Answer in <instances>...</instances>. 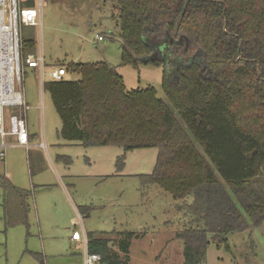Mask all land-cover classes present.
Segmentation results:
<instances>
[{"label":"trees","instance_id":"16d2710c","mask_svg":"<svg viewBox=\"0 0 264 264\" xmlns=\"http://www.w3.org/2000/svg\"><path fill=\"white\" fill-rule=\"evenodd\" d=\"M110 3L120 65L161 66L166 101L152 86L126 89L104 61L69 62L66 72L78 79L42 88L60 119L59 136L83 147L121 148L117 170L126 152L157 150L151 173L138 179L179 202L185 221L174 237L184 264H201L210 243L229 250V234L264 224V0ZM18 4L30 8L35 0ZM23 27L33 26L20 27L21 58L35 52ZM0 188L4 226L27 227L30 192L2 175ZM133 236L89 232L87 251L99 255L98 264H128Z\"/></svg>","mask_w":264,"mask_h":264},{"label":"rangeland","instance_id":"374dc122","mask_svg":"<svg viewBox=\"0 0 264 264\" xmlns=\"http://www.w3.org/2000/svg\"><path fill=\"white\" fill-rule=\"evenodd\" d=\"M1 2L0 10L8 17L13 0ZM34 6L38 24L23 27V34L35 40L32 55L43 56L45 71L69 62L104 61L116 68L126 89L152 86L156 96L166 101L161 66L120 65L121 41L111 19L110 0H35ZM98 35L103 40L98 41ZM78 78L69 71L63 76ZM14 87L18 90L16 83ZM22 88L30 106L26 120L34 134L32 144L43 135L47 152L8 147L0 157V175L30 192L28 226L6 228L0 188V264H82L83 250L70 241L71 232L82 227L86 233H132L128 264H184L182 242L174 237L185 221L176 209L179 202L156 186H141L137 176L151 173L157 150L126 152L124 167L117 171L115 160L122 149L85 148L59 136L60 119L36 69L23 67ZM57 155L70 162H56ZM82 207L89 215L78 218ZM227 244L229 250L210 243L201 264H264V224L229 234Z\"/></svg>","mask_w":264,"mask_h":264},{"label":"built area","instance_id":"2783aa9c","mask_svg":"<svg viewBox=\"0 0 264 264\" xmlns=\"http://www.w3.org/2000/svg\"><path fill=\"white\" fill-rule=\"evenodd\" d=\"M37 15L35 6L17 8L15 0L12 2L8 17H5L4 9L0 10V157L4 155V151L8 147H22L26 151L30 148V134L26 120V113L30 106L23 95V66L38 71L41 86L47 81H60L66 74L64 66H50L45 71L41 54H29L25 58H20V27L22 25L36 26L38 24ZM96 38L98 41L102 40L99 35ZM15 83L18 85V90H15ZM8 108L15 111L9 112ZM35 146L44 151L47 149L42 136ZM70 239L80 244L83 250L84 264L100 262L98 254L87 251V238L83 227L80 231L73 230Z\"/></svg>","mask_w":264,"mask_h":264},{"label":"crops","instance_id":"0c3cea01","mask_svg":"<svg viewBox=\"0 0 264 264\" xmlns=\"http://www.w3.org/2000/svg\"><path fill=\"white\" fill-rule=\"evenodd\" d=\"M28 126V125H27ZM29 130V129H28ZM29 140H30V148L26 151L24 148H22V147H19V148H22V149H24L25 151H26V153L31 149V148H35L36 146V144H32V140H33V138H34V134H32L30 131H29ZM42 137H43V135H41ZM44 138V137H43ZM66 142H68V141H66ZM69 143H71V144H77V145H80V143L79 142H69ZM81 146V145H80ZM83 147V146H82ZM107 147H114V146H103V147H99V149H107ZM85 148H89V147H85ZM91 148V147H90ZM118 148V147H117ZM121 149V148H120ZM101 151H104V150H101ZM45 152H47V149H46V151ZM62 160V162L64 163L65 161L64 160H67L68 162H70V159H68V157L67 156H65V155H57L56 156V159H55V161L56 162H59V161H61ZM88 161H90L89 159H87ZM116 161V160H115ZM65 164V163H64ZM65 165H67V164H65ZM124 167V166H123ZM116 168V167H115ZM117 170V169H116ZM117 171H119V170H117ZM116 171V172H117ZM117 173H119V172H117ZM89 212V211H88ZM88 215H89V213H88ZM87 215V216H88ZM77 216H78V218H81V216H80V214H79V212L77 213ZM111 232H114V231H111ZM86 233V232H85ZM87 233H89V232H87ZM101 233H106V234H108V233H110V232H101ZM71 234H72V232H71ZM70 237H71V235H70ZM110 238H112V236H110ZM70 241H71V239H70ZM71 242H75V241H71ZM76 243V248L77 249H80V250H82L81 249V246H80V244L79 243H77V242H75ZM113 247H115V245H113V243L111 244V248H113ZM83 256V255H82ZM81 262H82V264H84V256L82 257V260H81Z\"/></svg>","mask_w":264,"mask_h":264}]
</instances>
